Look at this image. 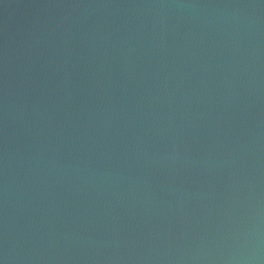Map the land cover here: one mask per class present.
I'll use <instances>...</instances> for the list:
<instances>
[{
  "label": "water",
  "instance_id": "95a60500",
  "mask_svg": "<svg viewBox=\"0 0 264 264\" xmlns=\"http://www.w3.org/2000/svg\"><path fill=\"white\" fill-rule=\"evenodd\" d=\"M0 264H264V0H0Z\"/></svg>",
  "mask_w": 264,
  "mask_h": 264
}]
</instances>
